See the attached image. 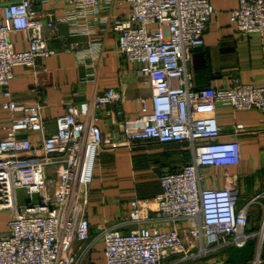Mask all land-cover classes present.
Instances as JSON below:
<instances>
[{
    "label": "built area",
    "instance_id": "1",
    "mask_svg": "<svg viewBox=\"0 0 264 264\" xmlns=\"http://www.w3.org/2000/svg\"><path fill=\"white\" fill-rule=\"evenodd\" d=\"M37 1L50 0H0V89L11 111L0 139V211H8L0 229V264H86L98 240L104 242L105 260L97 264H180L216 255L222 256L219 264H264V214L260 229H248L251 206L264 194L240 203L237 180L206 185L209 167L241 160L240 141L222 136L217 105L264 110V85L243 83L236 75L229 86L194 84L190 62L218 11L213 0H66L62 14L48 17ZM124 4L127 13L120 15L116 8ZM230 15L244 35L264 34V0H239ZM61 24L67 33L59 32ZM99 27L112 28L119 51L141 64L152 87V110L141 98L144 111L125 119L118 134H105L92 108L122 100L110 87L93 102L68 103L57 117V130L47 133L40 102L13 95L15 66L36 67L39 57L65 50L94 67L104 43ZM16 32L24 33L28 46L16 47ZM53 39L61 45H51ZM236 130L245 132L244 124ZM150 140L188 142L193 159L161 174L157 197L132 200L129 219L137 224L104 226L92 237L83 189L92 180L98 149L133 148ZM59 161L62 170L47 171ZM153 210L174 224H152ZM250 239L256 240L251 259L226 261L234 246Z\"/></svg>",
    "mask_w": 264,
    "mask_h": 264
},
{
    "label": "crops",
    "instance_id": "2",
    "mask_svg": "<svg viewBox=\"0 0 264 264\" xmlns=\"http://www.w3.org/2000/svg\"><path fill=\"white\" fill-rule=\"evenodd\" d=\"M218 9L206 32V43L193 51L190 70L196 87L208 85L229 86L236 75L243 83L264 85V34L253 32L244 35L231 19L230 12L239 6V0H213ZM66 0L37 1L39 12L48 17L62 14ZM127 4L116 8L120 15L127 13ZM51 15V14H50ZM4 16L0 5V18ZM68 26L61 24L59 32L67 33ZM48 31V30H47ZM103 35V49L100 59L94 60V67L80 61L72 51H57L39 57L37 66H15V77L11 89L16 99L41 104L46 132L57 130V117L72 101L88 100L114 87L122 94V100L112 101L101 108L93 107L105 134H118L122 122L141 113L146 98L147 107L152 110V87L141 71L139 62L129 60L118 49L116 32L99 27ZM16 47L23 49L28 41L22 32L12 35ZM84 43L88 36H77ZM51 45H61L53 39ZM92 74H88V73ZM8 98L0 89V139L5 136L10 124L11 111L6 106ZM217 117L224 138H237L241 143V160L236 164L208 168L207 186H222L228 180H237L243 202L258 193L264 194V110L259 108L236 109L231 104L219 103ZM245 126V132L236 130L237 124ZM191 145L163 144L150 140L144 144L129 147L98 149L92 180L83 189L84 209L91 223V236L96 237L104 226H120L128 229L137 224L129 219L131 202L135 198H155L162 191L160 176L167 170L177 169L192 161ZM63 163L47 167L48 172L62 170ZM154 225H173L168 217L153 210ZM264 214V195L261 203L251 206L248 229L254 231ZM105 260L104 242L98 240L90 252L86 264H97Z\"/></svg>",
    "mask_w": 264,
    "mask_h": 264
},
{
    "label": "water",
    "instance_id": "3",
    "mask_svg": "<svg viewBox=\"0 0 264 264\" xmlns=\"http://www.w3.org/2000/svg\"><path fill=\"white\" fill-rule=\"evenodd\" d=\"M93 164V156L91 165ZM256 240L250 239L244 245L234 246L228 254L226 261L232 263H241L252 258L255 250Z\"/></svg>",
    "mask_w": 264,
    "mask_h": 264
},
{
    "label": "rangeland",
    "instance_id": "4",
    "mask_svg": "<svg viewBox=\"0 0 264 264\" xmlns=\"http://www.w3.org/2000/svg\"><path fill=\"white\" fill-rule=\"evenodd\" d=\"M19 195H20V202L25 203L26 201V196L22 190V188L19 189ZM244 198H241L240 203H243ZM8 218V211L7 210H2L0 211V229H4L6 226ZM260 225L258 226L257 229H260ZM222 259V256H208L203 259H197V260H189L190 262L188 263H180V264H219L218 261ZM227 264V263H226ZM231 264V263H228Z\"/></svg>",
    "mask_w": 264,
    "mask_h": 264
},
{
    "label": "trees",
    "instance_id": "5",
    "mask_svg": "<svg viewBox=\"0 0 264 264\" xmlns=\"http://www.w3.org/2000/svg\"><path fill=\"white\" fill-rule=\"evenodd\" d=\"M160 142V141H159ZM146 143V142H145ZM160 143H163V144H169V143H176V144H179V145H181V144H185V143H187V142H183V143H180V142H160ZM141 144H144V143H138L137 145H141ZM136 145V146H137Z\"/></svg>",
    "mask_w": 264,
    "mask_h": 264
}]
</instances>
